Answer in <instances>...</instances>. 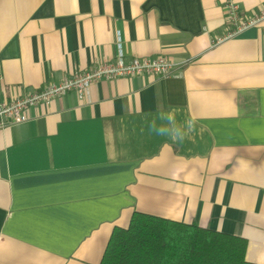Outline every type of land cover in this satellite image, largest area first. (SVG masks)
Returning <instances> with one entry per match:
<instances>
[{"label":"crops","instance_id":"1","mask_svg":"<svg viewBox=\"0 0 264 264\" xmlns=\"http://www.w3.org/2000/svg\"><path fill=\"white\" fill-rule=\"evenodd\" d=\"M264 0H0V100L121 52L168 76L97 80L0 128V264H100L137 211L246 241L264 264ZM221 38L219 41H217ZM172 110L183 142L149 131Z\"/></svg>","mask_w":264,"mask_h":264},{"label":"trees","instance_id":"2","mask_svg":"<svg viewBox=\"0 0 264 264\" xmlns=\"http://www.w3.org/2000/svg\"><path fill=\"white\" fill-rule=\"evenodd\" d=\"M245 241L135 211L126 228L110 233L100 264H252L245 259Z\"/></svg>","mask_w":264,"mask_h":264},{"label":"built area","instance_id":"3","mask_svg":"<svg viewBox=\"0 0 264 264\" xmlns=\"http://www.w3.org/2000/svg\"><path fill=\"white\" fill-rule=\"evenodd\" d=\"M225 7L228 22L230 26L234 27L227 36H232L237 31L256 24L264 15V12H262L259 16L242 17L238 5L234 1H226ZM171 69V61L162 56H157V58L150 56L133 57L130 60H125L123 54L119 52L113 60H100L90 70H74L58 83L49 82L38 90L19 93L8 99H1L0 128L23 122L26 119V111L30 107L38 104H48L53 98L69 91H74L80 101L85 100L90 85L97 80H111L117 77H132L135 75L168 76Z\"/></svg>","mask_w":264,"mask_h":264},{"label":"clouds","instance_id":"4","mask_svg":"<svg viewBox=\"0 0 264 264\" xmlns=\"http://www.w3.org/2000/svg\"><path fill=\"white\" fill-rule=\"evenodd\" d=\"M161 124H157V120L153 119L149 124V131L157 136L167 137L173 142H183L186 136L195 128V121L187 119L183 125L178 124L176 114L169 110L166 114H160Z\"/></svg>","mask_w":264,"mask_h":264}]
</instances>
